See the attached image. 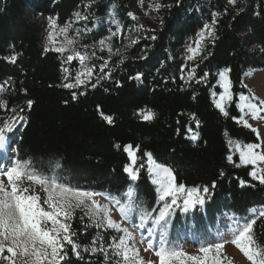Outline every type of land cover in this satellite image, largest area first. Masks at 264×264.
Listing matches in <instances>:
<instances>
[{
  "label": "trees",
  "instance_id": "16d2710c",
  "mask_svg": "<svg viewBox=\"0 0 264 264\" xmlns=\"http://www.w3.org/2000/svg\"><path fill=\"white\" fill-rule=\"evenodd\" d=\"M162 3L155 25L138 28V20L128 16L134 12L135 0H0V82L6 83L0 105L7 102L10 108H23L19 114L25 117L13 145L18 150L14 158H31L42 169L58 161L65 182L96 191L122 194L129 183H134L144 207L159 210L163 202L158 201L144 156L151 152L159 163L173 170L177 184L209 187L205 212L191 213L187 216L189 223L194 217L198 225L215 224L218 214L225 210L241 217L250 208H264V185L249 175L252 165L235 166L240 164L239 153L229 144V140L242 145L258 143L259 138L232 119L239 115L235 99L225 116L212 98V91H221L217 84L221 71L231 70L227 74L234 95H238L247 92L241 83L244 74L264 68V0H235L232 5L224 0ZM77 12L87 16V20L76 22L86 44L116 31L114 21L119 22L123 33L131 31L134 37L140 36L127 48L116 46L123 62H119L120 56H113L105 70L111 72V78H100L95 88L91 83L96 81L80 89L63 88V83L74 80L77 63H65L61 54L45 51L44 19L56 18L58 25H65L75 20ZM214 14L218 21L216 39L214 44H206L207 59L186 63L183 50ZM153 35L155 40L147 38ZM113 39L116 41L117 36ZM13 56L14 63L10 59ZM193 63L199 67L189 81L188 70ZM182 65L188 67L182 71ZM205 72L209 75L198 82ZM137 73H143L141 80L130 79ZM72 91L78 93L76 100ZM29 99L35 101L30 110ZM149 111L154 118L145 120L143 116ZM6 112L0 108V117ZM106 116L113 118L112 124L107 123ZM191 132H198L199 139H192ZM128 144L133 148L139 145L137 166L145 164L135 182L124 171L129 164L124 150ZM241 180L246 182L243 186ZM79 215L72 222L78 244L90 246L97 232L103 235L105 244L110 242L115 234L112 230L89 227L84 232L87 221H80ZM176 223V218L171 221L172 226ZM254 231L264 244V218L257 220ZM83 247L82 260L69 251L71 264L102 261V256L84 253Z\"/></svg>",
  "mask_w": 264,
  "mask_h": 264
},
{
  "label": "snow or ice",
  "instance_id": "6c2138e0",
  "mask_svg": "<svg viewBox=\"0 0 264 264\" xmlns=\"http://www.w3.org/2000/svg\"><path fill=\"white\" fill-rule=\"evenodd\" d=\"M141 6L143 0H139ZM235 3V0H230ZM90 6V5H86ZM163 5L157 3L154 5L155 10ZM128 16L132 20L138 17L129 12ZM76 20H87V16H82L79 12L75 13ZM116 31L111 32L108 37L100 39L98 44L100 50L107 49L109 54L108 60H104L99 66V71L103 73L100 78H111V72H105L108 67V61L113 55L120 56L119 62H123V56L120 49L113 50L111 39L120 35L122 30L118 21ZM216 15L210 23H205L197 38L192 45L187 48L188 55L186 60L195 62L200 58L201 62L207 59L204 55L206 44L215 43V33L217 24ZM163 21L161 20V24ZM143 28V25H137ZM48 44L45 51H54L63 56L65 63L78 60L81 66L74 78V81L63 83L61 86L67 89H80L82 86H88L94 75L96 65L89 66L92 57L96 55L95 51L89 52L78 51V43L75 37H69V30L72 28V22L66 23L60 27L56 18H49ZM84 32L91 29H84ZM154 31V30H153ZM63 36V41H58V36ZM75 35L80 36L81 30L76 29ZM148 39L155 40L156 37L150 36ZM140 36L129 40L130 44H136ZM87 47V46H85ZM127 48V46H125ZM65 53H70L64 55ZM142 59L144 57H141ZM11 62L16 61V56L10 58ZM182 65V71L187 68ZM198 63L188 70V80L196 76ZM64 73H68L67 68H62ZM230 69L221 71L218 75L220 78L222 91L218 94L213 92L215 98L214 104L223 115L228 116L227 108L236 100L235 107L239 115L232 117L238 123L251 129L257 137H260V130L254 127L250 120L264 121V99L258 97L252 89L241 80L247 92L241 91L234 95L232 91V81L227 73ZM209 74L204 73L199 81H204ZM245 76H251L248 72ZM143 73H137L130 79L141 80ZM91 83L95 88L99 83ZM68 80V75H65ZM181 79L184 76L181 75ZM51 86V85H50ZM4 91L3 85H0V92ZM27 92V89L23 90ZM79 92V95H84ZM72 99L78 98L77 91H72ZM195 99V95H193ZM35 101L29 99L27 108L30 110ZM65 104L68 101H64ZM0 108L8 110L4 117H0V264H71L69 251L79 260L84 259L81 248L82 245L77 243L76 237L78 232L73 230L72 222L79 212L80 221L84 224V232L89 227L98 230H112L115 234L110 237V242L105 244L104 237L97 232L91 245L83 247V252L91 256H102V261L97 264H233V258L225 252V245L231 243L248 261V264H264V244L256 237L254 226L257 220L264 218V209H251L254 216L247 219L244 223L235 221V226L229 229L230 237L225 238L223 234L217 233L214 236L215 242L201 243L197 252L189 253L185 251L184 246L169 239L168 228L169 221L174 215V210L179 209L181 212L188 213L196 208L197 205L205 203V197L210 195L208 186L202 188L197 186L186 188L183 183L177 184L173 170L162 163H159L151 152H145L147 163V173L152 178L153 184L157 186L156 191L159 193L158 201L163 202L162 207L157 209H147L143 207V202L138 199V193L134 183H129L122 194H112L109 191H96L92 188L74 186L65 182L59 174L62 165L57 161L49 163L47 169H42L38 163L31 158L19 159L13 158L17 149L13 145L16 141V131L20 122L25 119L20 115L23 108L17 110L10 108L7 102L0 105ZM10 113V114H9ZM145 120L154 118V113L149 111L143 116ZM199 127V120L195 115L192 117ZM104 119L108 124L113 123L111 116ZM191 131V130H190ZM193 139H199V133L193 134ZM230 145H234L239 152L241 165H252L253 169L249 175L264 185V138L258 143H248L241 146L239 141L229 140ZM119 147V145H117ZM124 150L131 158V164L125 166L124 171L128 174L131 182L139 179L140 169L145 168L141 163L138 168L133 167L138 159L137 151L139 145L133 148V145L124 146ZM232 162V157H228ZM243 186L246 182L241 180ZM212 187H215L213 182ZM183 195V199H181ZM118 212L119 219H115L113 212ZM153 213H157L153 215ZM134 221H137L134 223ZM149 223L151 226L149 227ZM146 230L148 238L146 239L143 231ZM159 230L158 243H154L152 237ZM140 231L139 237L136 232ZM146 244V246H145ZM144 252L152 251L156 260L147 259L141 255V248Z\"/></svg>",
  "mask_w": 264,
  "mask_h": 264
},
{
  "label": "rangeland",
  "instance_id": "374dc122",
  "mask_svg": "<svg viewBox=\"0 0 264 264\" xmlns=\"http://www.w3.org/2000/svg\"><path fill=\"white\" fill-rule=\"evenodd\" d=\"M224 1L228 5L234 4V3H230V0H224ZM157 3L163 5L162 0H143V5L141 6L139 0H135L133 13L138 17L137 20H138L139 24H142L145 26L155 25V22H156L155 15H156L157 10H155L154 5H156ZM44 21L46 23V33L44 36V42H45V45L47 46L48 34L50 31L49 18H45ZM71 22H72V28L69 30L68 35H69V37H75L77 39L78 43L76 45V49L78 51H81V52L87 51V52H89V54H91L92 51L96 52V55L94 57H92L91 61L89 62V66H91L92 64L96 65V69H95L94 75H93L92 80H91V82H93V81L95 82V81H97L98 78L102 77L103 73H101L99 71V66H100V64H102L104 62V60H108L109 54L107 52V49H104L103 51L100 50V47L98 44L99 40L96 42H93V43H88V44L84 43L82 41V30L80 29V27H78L76 25V22H78V21L75 19L74 21H71ZM58 26L62 27L64 25H58ZM76 29L81 30L80 36L75 35ZM108 36H106V37H108ZM133 38H135V37L131 31H127L125 33L121 32L120 35H117L116 41L112 37L111 44H112L113 50L115 51V49H117L116 46H120L122 49H124L125 46L129 45V40L133 39ZM196 38H197V36H196ZM196 38L194 40H192L187 45V47L183 50L184 60L188 64L192 63V61L186 60V56L188 55L187 48L189 45H192L194 43ZM63 39H64V37L62 35L57 37L58 41H63ZM115 42L117 44H115ZM85 46H87V47H85ZM67 54H70V53H65L64 55H67ZM113 56H115V55H113ZM100 57H103L104 60H101ZM198 59L199 58H197V60ZM74 61H76V63H77V70H76V74H77L79 71H81V66H80V63L78 60H74ZM105 70H106V68H105ZM248 72H251L252 75L251 76H245L243 79L244 83L247 84L258 97H260L261 99H264V68L252 69V70H249ZM221 83L222 82L220 81V78H219L217 84L220 86L221 91H222L223 89L221 87ZM0 85H3L4 88L6 87V83H4V82H0ZM213 92H215V91H212V93ZM1 93L2 92H0V96H1ZM215 93H217V92H215ZM212 98L214 101V99H218V95L215 98L212 95ZM262 115H264V114H262ZM249 122L252 123L254 127L259 128L260 137H258V138L260 141L261 138H264V121L250 120ZM21 123H22V121L20 122V124ZM17 132H18V130L16 131L15 135L17 134ZM194 133H196V132H191L190 137L192 139H193ZM241 146H243V145L241 144ZM234 151L239 153L236 150L235 146H234ZM128 156H129V154H128ZM130 164H131V158L129 156V164L128 165H130ZM146 165H147V163H146ZM133 167L138 168L137 161H136V164L133 165ZM261 167H264V163L261 164ZM150 180L152 182L151 177H150ZM153 185L155 186V188H157V186L155 184H153ZM186 188L190 189L193 187H186ZM158 195H159V193H158ZM181 199H183V195H181ZM206 201H207V197H205V203L203 205H197L196 208L190 210L188 213H184V212H181L179 209H175L174 215L171 217V219L169 221V228H168L169 239L176 242V243L183 245L185 251H187L189 253L197 252L201 243L215 242L214 236L217 233L223 234L225 236V238H229L230 237L229 229H231L232 227L235 226L236 220H238L242 224L247 219H250L254 216L251 209H254V208L257 210L264 209L261 206L250 208L248 210V212L241 217H237V216H235V215H233V214H231L225 210L222 213L218 214L215 224L206 223V224L198 225L197 222L194 221V217H192L193 221L191 223H189L187 216H190L191 213H194L196 211L205 212ZM143 207H144V205H143ZM113 216L115 219L120 218L118 212H115V211L113 212ZM175 218L177 219L178 223H176L174 226H172L171 221L174 220ZM135 222H137V221H134V223ZM148 226L150 227L151 224L149 223ZM140 231H143V234H144L145 238L147 239L148 234H147L146 230H140ZM140 231L136 232V235L138 237L140 235ZM152 239H153L154 243H158L159 230H157V232L152 237ZM145 246H146V244H145ZM225 252L227 253L228 256L233 258V264H248V261L246 260V258H244L243 255L239 252V250L236 249L235 246H233L231 243H228L225 245ZM141 255L145 258V260H147V259L156 260L157 259L152 254L151 250H149V252H147V253L144 252L143 247L141 248Z\"/></svg>",
  "mask_w": 264,
  "mask_h": 264
}]
</instances>
